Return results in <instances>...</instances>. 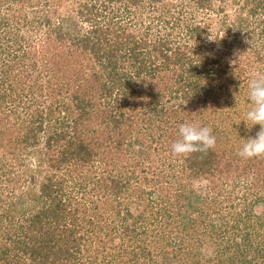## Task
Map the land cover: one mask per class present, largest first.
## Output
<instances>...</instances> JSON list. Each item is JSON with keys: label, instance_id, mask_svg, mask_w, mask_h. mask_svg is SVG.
Returning a JSON list of instances; mask_svg holds the SVG:
<instances>
[{"label": "trees", "instance_id": "obj_1", "mask_svg": "<svg viewBox=\"0 0 264 264\" xmlns=\"http://www.w3.org/2000/svg\"><path fill=\"white\" fill-rule=\"evenodd\" d=\"M156 1L0 0V264H173L178 218L220 202L197 210L189 179L245 174L262 199L264 156L238 154L260 126L219 122L244 118L249 73L264 71V0L234 17L224 0H178L177 18L154 25ZM218 46L235 60L212 58ZM185 120L211 127L215 146L173 155ZM248 199L218 208L225 222L200 219L212 254L192 258L264 264Z\"/></svg>", "mask_w": 264, "mask_h": 264}, {"label": "rangeland", "instance_id": "obj_2", "mask_svg": "<svg viewBox=\"0 0 264 264\" xmlns=\"http://www.w3.org/2000/svg\"><path fill=\"white\" fill-rule=\"evenodd\" d=\"M179 2L180 1L178 0H158L156 2H153L150 5L148 4V7L145 11V16H148V18L150 19L151 22H153L154 25H159L160 21L159 22L157 21L158 16H160L161 20L162 19H165L166 21L171 20V19L174 20V18H177L179 11L180 10L183 11V8H181L178 5ZM184 4L186 3H182V5ZM244 4H245V0H224L222 7H225L226 13H228V15L234 17L235 14L237 13L238 5L242 6ZM214 7L217 8L216 5H214ZM65 10L66 9H64V12ZM60 11L61 9L58 10V14L60 13ZM51 13L53 17L56 16L54 15V13H56L55 11H52ZM182 16L184 15L182 14ZM233 17H230V18H233ZM226 52H227L226 49H224L222 46H218L217 48H214L211 52H209V54L212 58L215 55H217V56H221V58L223 59L222 60L223 62L227 61V62L232 63L237 57L238 49L233 50L230 54H226ZM240 81L241 83L245 82V80L242 81L241 78H240ZM230 121H233V122L231 123L229 121H221L219 122V126L222 129L225 128L226 130H230V132L235 131L237 127L241 126L240 124L241 119H238V120L234 119ZM233 125L236 126V128H234ZM241 138L242 140H244V137H241ZM156 165L157 164H155L154 167H156ZM263 174L264 172H262L261 176ZM261 176L254 175V178L255 177L260 178ZM220 177H223V178L220 179ZM220 177L212 176L211 179H204L203 177H200L199 179H189L187 181L189 183V186L193 187L194 191H197L195 193L197 195H200L201 197L197 202H194L195 203L194 207L195 208L197 207V210H199L200 207L204 208L206 206L204 202H205V197H207L208 194L209 195L212 194V196H216L217 203L219 201L221 202V203L220 202L218 203L217 208H215L214 210L208 211V208H209L208 207L207 209L202 211L204 215H200L199 218L205 220V222L209 219L220 221V222H225L226 219L221 218L223 211L222 213H220L219 211H217L218 208H220L219 210H222L223 207L227 206L229 203H233V204L237 202L244 203L243 198L247 197L251 199L250 205H252V213L254 215L252 222L253 223L257 222L258 224L263 223V226H264V183H262V187H259V195L262 198L260 200V199H257L256 193H255L257 188L254 189V187L252 188L250 185H249L250 188L247 187V184L251 181L250 179H245L246 178L245 174L241 175V177L237 175H234V176L228 175L227 176L228 178H226L225 176H220ZM262 182H264V178ZM215 185H217L216 191L213 190ZM143 188L145 192H149L151 190L147 186ZM252 191H253V195H252ZM206 192L207 194H205ZM239 208L240 207H238V209L236 210H241ZM174 211L177 212L176 209H174ZM197 216H199V214L191 213L183 218L181 217L182 220L180 221L178 218V227L175 224V226L173 227L175 229H173L170 232V234L172 235L171 237H169L170 240L176 243H179L174 248H172V246H167V250L169 253L168 257H170V255L172 254L176 255V258H174L175 262H173V264H180L182 262H188V264L189 263L195 264L196 262H199L198 264H206L207 262L203 258H200L198 256H196V258H192V255L198 254L199 251L202 253L212 254V249H210L208 245H205L204 242L200 241L199 232H200L201 225H199L198 223L201 222V220L197 219ZM259 217L262 218L261 221L257 219ZM187 221H194V222L192 225H189L190 223L186 225L185 222ZM258 228H260L261 230V228L263 227H258ZM186 229H188V231L190 232L187 233L188 231ZM206 246L209 247V250L205 249ZM155 259L159 264H161L160 261L163 260L161 257L160 258L155 257ZM222 263H223V260H222Z\"/></svg>", "mask_w": 264, "mask_h": 264}, {"label": "clouds", "instance_id": "obj_3", "mask_svg": "<svg viewBox=\"0 0 264 264\" xmlns=\"http://www.w3.org/2000/svg\"><path fill=\"white\" fill-rule=\"evenodd\" d=\"M247 110L241 121L247 128L259 125L255 136L244 138L238 149L243 158L264 156V71L249 73L247 82ZM178 138L171 143V153L187 156L196 151H207L216 144V136L211 127L192 120H185L178 126Z\"/></svg>", "mask_w": 264, "mask_h": 264}]
</instances>
